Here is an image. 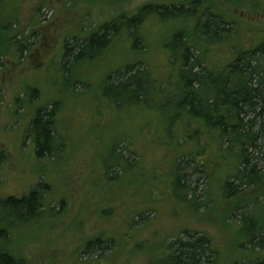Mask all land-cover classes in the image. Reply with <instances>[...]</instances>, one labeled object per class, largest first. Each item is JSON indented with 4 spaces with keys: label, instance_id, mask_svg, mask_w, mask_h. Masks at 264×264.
I'll return each instance as SVG.
<instances>
[{
    "label": "rangeland",
    "instance_id": "1",
    "mask_svg": "<svg viewBox=\"0 0 264 264\" xmlns=\"http://www.w3.org/2000/svg\"><path fill=\"white\" fill-rule=\"evenodd\" d=\"M149 5L195 13L149 12L136 36L126 27L113 33ZM204 13L224 22L211 39L196 26ZM179 32L191 35L208 69L221 70L264 43V0H0V200L38 185L42 193L37 218L6 221L0 255L15 264H167L168 246L198 234L215 251L205 264L264 260V250L245 245L244 210H237L257 206L260 214L263 189L225 195L236 158L199 133L198 122L183 120L169 133L161 107L120 108L102 96L108 77L135 65L155 81L153 103L163 101L181 67L168 49ZM94 34L108 44L76 61ZM52 108L57 152L37 159L28 129L36 113L45 118ZM253 198L255 206L242 204Z\"/></svg>",
    "mask_w": 264,
    "mask_h": 264
},
{
    "label": "trees",
    "instance_id": "2",
    "mask_svg": "<svg viewBox=\"0 0 264 264\" xmlns=\"http://www.w3.org/2000/svg\"><path fill=\"white\" fill-rule=\"evenodd\" d=\"M149 12L168 18H191L195 10L193 6L173 9L153 5L143 6L135 14L136 16L123 17V21L112 26L113 33L116 34L121 27H126L130 36H136L141 16ZM206 16L202 19L203 22L197 23L196 26L200 33L208 35L209 38L217 36L224 22L211 13ZM107 29L105 26V30ZM134 38L136 40V37ZM108 41L105 34L101 37L94 34L80 46L74 56L75 60L80 61L85 56L92 59L95 54L101 52V48L107 45ZM168 47L171 60L180 62L181 67L177 70L173 89H169L163 101L153 103L155 81L146 69L140 70L135 68V65L127 68L122 75L119 72L108 77L101 89L102 96L120 108L148 106V103L151 107L153 105L161 107L167 124L166 130L169 133L174 125L183 120L198 122L201 127L198 129L199 133L205 131L214 136L219 150L224 147L227 154L236 158L237 172L224 184L226 197L250 189L252 193L253 189L259 187L263 189L260 193L262 195L264 193V43L238 54L232 63L221 70L208 69L198 55L194 56L193 51L196 47L191 44V35L184 36L182 32L174 34ZM54 113L53 108L45 118L40 112L36 113L29 126L27 136L33 138L37 159L56 155L57 148L53 143L57 135ZM194 137H198V134ZM192 156L194 158V155ZM193 158H190L191 161ZM176 168L179 173L178 165ZM175 179L178 182L180 176H176ZM39 190L40 185L20 199L10 197L0 200V237H5L7 226L4 225H8L5 223L10 218L16 217L17 220L28 221L40 215L42 193ZM190 191L193 192V189L191 188ZM256 200L245 199L242 204L248 206L257 203ZM241 209L244 210V214H240L243 223L240 230L242 236H240L246 241L245 245L251 249L258 247L264 250V210L257 214V206L251 210H247L245 206L237 208L239 211ZM1 215L4 216L3 219ZM187 236L188 239H178L167 247L171 253L166 263H210L215 253L210 246V240L202 237L204 235L188 234ZM102 244L104 242L96 243L99 247H102ZM16 262L10 256L0 255V264ZM254 264H264V260Z\"/></svg>",
    "mask_w": 264,
    "mask_h": 264
},
{
    "label": "water",
    "instance_id": "3",
    "mask_svg": "<svg viewBox=\"0 0 264 264\" xmlns=\"http://www.w3.org/2000/svg\"><path fill=\"white\" fill-rule=\"evenodd\" d=\"M116 1H125V0H116Z\"/></svg>",
    "mask_w": 264,
    "mask_h": 264
},
{
    "label": "flooded vegetation",
    "instance_id": "4",
    "mask_svg": "<svg viewBox=\"0 0 264 264\" xmlns=\"http://www.w3.org/2000/svg\"><path fill=\"white\" fill-rule=\"evenodd\" d=\"M206 64V63H205ZM206 67H207V65H206ZM209 68V67H208Z\"/></svg>",
    "mask_w": 264,
    "mask_h": 264
}]
</instances>
